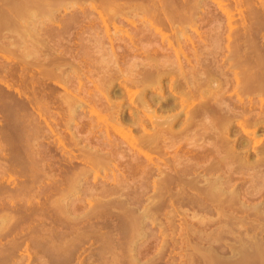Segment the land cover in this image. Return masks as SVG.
I'll list each match as a JSON object with an SVG mask.
<instances>
[{
    "label": "rangeland",
    "instance_id": "374dc122",
    "mask_svg": "<svg viewBox=\"0 0 264 264\" xmlns=\"http://www.w3.org/2000/svg\"><path fill=\"white\" fill-rule=\"evenodd\" d=\"M21 1L0 0V264H264V90L241 79L264 74V0ZM241 105L246 167L212 137Z\"/></svg>",
    "mask_w": 264,
    "mask_h": 264
},
{
    "label": "bare ground",
    "instance_id": "6f19581e",
    "mask_svg": "<svg viewBox=\"0 0 264 264\" xmlns=\"http://www.w3.org/2000/svg\"><path fill=\"white\" fill-rule=\"evenodd\" d=\"M48 2H51V1H50V0H49V1H48V0H22L19 6H16V7H15V6L13 5V6H14V8H13V9H14V14H16V16L19 17V18H24L25 20H26V19L32 20V19L35 18L36 16L39 17V16H41V14H43V15L45 14V13H43V11L46 10V9H45V5L47 6V4H49ZM43 6H44V7H43ZM42 8H43L44 10H42ZM9 11H10V10H9ZM6 14H7V13H6ZM2 15H3V14H2ZM0 16H1V15H0ZM5 17H6V16H5ZM24 19H23V20H24ZM20 20H21V19H20ZM5 21H6V20H5ZM42 44H43V43H42ZM154 58H155V57H154ZM156 58H157V57H156ZM160 58H161V57H160ZM163 58H164V57H163ZM165 58H166V60H167V59L170 58V57H168V58L165 57ZM165 58H164V60H165ZM173 58H174V57H173ZM149 59H150V58H149ZM170 59H172V58H170ZM234 59H235V57H234ZM240 59H241V58H240ZM178 60H179V58H178ZM185 60H186V59H185ZM117 61H118V60H117ZM156 61H157V60H156ZM158 61H159V59H158ZM171 61H172V60H171ZM171 61H170V62H171ZM154 62H155V60H154ZM160 62H161V61H160ZM235 62H236V61H235ZM242 62H243V61H242ZM261 62H262V61H261ZM147 63H148V61H147ZM155 63H156V62H155ZM233 63H234V61H233ZM250 63H251V62H250ZM136 64H137V63H136ZM151 64H152V63H151ZM151 64H150V65H151ZM158 64H159V62H158ZM158 64H156L158 67L155 65L157 68L154 67V69L156 68V70H155L156 72L153 73L154 70H152V72H151L152 74H150L149 72H147V73H148V77H149V76L151 77V75H152L153 77H155V81H156V78L161 77L162 73L164 72L163 70H164V68H165L164 65H161V66H163V67H161V66L158 65ZM242 64H243V63H242ZM244 64H245V63H244ZM235 65H236V64H235ZM136 66H137V65H136ZM151 66H152V65H151ZM153 66H154V65H153ZM255 66H256V65H255ZM133 67H134V66H133ZM148 67H150V66H148ZM235 67H236V66H235ZM134 68H135V67H134ZM159 68H160V69H159ZM245 68H246V66H245ZM157 69H158V70H157ZM162 69H163V70H162ZM134 70H135V69H134ZM148 70H149V69H148ZM150 70H151V69H150ZM247 70H248V69H246V71H247ZM249 70H250V69H249ZM244 71H245V69H244ZM257 71H258V70H257ZM165 72H168V71L166 70ZM165 72H164V73H165ZM248 72H249V71H248ZM248 72H244V73L241 72V73H242V75H241L242 78H241V76H240V78L242 79V81H243V78H244V79H247V80H250V79H251V80L253 81V84L255 85V87H254V85H252V84L250 83V84L254 87L253 89H256V86H257V91L261 92L262 90H264V78L262 77L264 74H262L261 78H259L258 76H259L261 73H260V74H257V75H258L257 77H254V74H253V77H252V75H250V72H249V73H248ZM164 73H163V75H164ZM239 73H240V72H239ZM251 73H252V72H251ZM254 73H255V72H254ZM149 74H150V75H149ZM142 75H143V74H142ZM236 75H238V74H236ZM255 75H256V74H255ZM140 76H141V75H140ZM238 76H239V75H238ZM145 77H146V76H145ZM164 77H165V76H164ZM226 77H227V76H226ZM151 78H152V77H151ZM208 78H209V77H208ZM210 78H211V77H210ZM210 78H209L208 80H206V81H208V82H207V86H208L209 80H212L213 82H215V80H213L212 78L210 79ZM142 79H143V78H142ZM161 79H162V78H161ZM206 79H207V78H206ZM227 79H228V80H226V81H229V78H227ZM231 79H232V78H230V80H231ZM233 79H234V78H233ZM233 79H232V80H233ZM241 79H240V81H239V80L236 78L237 83H236V80L234 81V82L236 83L237 86L239 85L238 83L241 82ZM147 80H148V78H146V81H147ZM187 80H188V79H187ZM146 81L144 80V82H143V83H145V85H146ZM149 81H151V80H148V82H149ZM152 81H154V78L152 79ZM155 81H154V82H155ZM238 81H239V82H238ZM148 82H147V83H148ZM156 82H158V81H156ZM213 82H212V83H209V84H212L213 86L210 85L211 87H210V86L207 87V88H208V89H206L207 91L204 90V91H205V92H204L205 95L208 94V92L210 91L209 93H210V94L212 93V95L214 96V94H215L216 92H217V93L219 92V90H218L219 87H220V86H223V85H219V87L216 86V88H215V85H216V84L214 85ZM229 82H230V81H229ZM245 82H246V80H245ZM247 82L249 83L250 81H247ZM184 83H185V82H184ZM202 83H203V82H202ZM225 83L228 84V82H225ZM231 83H232V81H231ZM255 83H256V84H255ZM135 84H137V83L135 82ZM135 84H134V85H135ZM232 84H233V83H232ZM240 84H241V83H240ZM243 84H244V82H243ZM131 85H132V84H131ZM139 85H140V84H139ZM203 85H206V84L204 83ZM241 85H242V84H241ZM245 85L248 87L249 84H245ZM140 86H141V85H140ZM200 86H201V85H200ZM239 86H240V85H239ZM239 86H238V87H239ZM142 87H143V86H142ZM148 87H149V86H148ZM148 87H147V88H148ZM213 87H214V88H213ZM227 87L229 88V86H227ZM232 87H233V86H232ZM238 87H237V88H238ZM242 87H243V89H242V88H241V89H242L243 91L246 92V90H244V87H245V86L243 85ZM125 88H126V87H125ZM130 88H131V87H130ZM179 88H180V87H179ZM196 88H197V86H196ZM200 88H202V87H200ZM203 88L205 89L206 87H203ZM217 88H218V89H217ZM220 88H221V87H220ZM249 88H250V87H249ZM131 89H132V88H131ZM142 89H143V88H142ZM192 89H193V88H192ZM241 89H240V90H241ZM245 89H246V88H245ZM250 89H252V87H251ZM250 89H249V90H250ZM190 90H191V89H190ZM195 90H196V89H195ZM195 90H194V91H195ZM229 90H230V89H229ZM198 91H199V90H198ZM201 91L203 92V90L200 89L199 94L201 93ZM211 91H212V92H211ZM227 91H228V90H227ZM231 91H232V90H231ZM243 91H242V92H243ZM145 92H146V91H145ZM220 92H221V91H220ZM220 92H219V93H220ZM228 92H229V91H228ZM245 92H244V93H245ZM247 92H248V91H247ZM183 93H184V92H183ZM195 93H196V91H195ZM195 93H194V94H195ZM197 93H198V92H197ZM217 93H216V94H217ZM221 93H222V92H221ZM221 93H220V94H221ZM226 93H227V92H226ZM253 93H254V92H253ZM146 94H147V93H146ZM170 94H171V93H170ZM184 94H186V93H184ZM187 94H188V93H187ZM199 94H197V95H199ZM201 94H202V93H201ZM247 94H248V93H247ZM250 94H251V93H250ZM140 95H141V94H140ZM190 95H191V94H190ZM195 95H196V94H195ZM221 95H222V94H221ZM224 95H225V94H224ZM224 95H223V96H224ZM248 95H249V94H248ZM259 95H260V94H259ZM263 95H264V93H263ZM188 96H189V95H188ZM193 96H194V95H193ZM193 96L191 95V97H193ZM217 96H218V95H217ZM217 96L215 95L214 97L216 98ZM219 96H220V95H219ZM223 96H222V97H223ZM235 96H236V94H235ZM245 96H246V95H245ZM261 96H262V95H261ZM182 97H183V96H182ZM191 97H190V98H191ZM197 97H198V96H197ZM200 97H201V96H200ZM222 97L220 96V99H218L219 97L216 98V99H218V100H217V103L222 99ZM224 97H225V96H224ZM224 97H223V98H224ZM141 98H142V97H141ZM225 98H226V97H225ZM110 99H111V98H110ZM154 99H155V97H154ZM191 99H192V98H191ZM191 99H190V101H191ZM200 99H201V98H200ZM213 99H214V98H213ZM240 99H241V97H240ZM242 99H243V98H242ZM112 100H113V99H112ZM142 100H143V99H142ZM160 100H161V99H160ZM185 101H186V100H185ZM192 101H193V100H192ZM250 101H251V100H250ZM106 102H108V101H106ZM111 102H112V101H111ZM143 102H144V100H143ZM162 102H163V101H162ZM187 102H189V100H187ZM194 102H195V101H194ZM200 102H201V101H200ZM200 102H199V103H200ZM144 103L147 104V101L144 102ZM175 103H176V102H175ZM185 103H186V102H184V104H185ZM191 103H192V102H191ZM191 103H190V104H191ZM201 103H203V101H202ZM201 103H200V104H201ZM220 103H222V102H220ZM241 103H244V102L241 101ZM245 103H247V102H245ZM245 103H244V104H245ZM109 104H111V103H109ZM113 104H114V101H113ZM113 104H112V105H113ZM130 104H131V103H130ZM141 104H142V103H141ZM163 104H164V103H163ZM182 104H183V102H182ZM186 104H187V103H186ZM200 104H199V105H200ZM207 104H209V103H203L200 107H199V105H197V106L199 107V108H197V109H199V110L195 109V107H194V109H192L191 111L188 110V111H190V112H188V111H187V112L190 113L191 118H192V117H195V116L197 117V114H198L199 112L201 113V110L203 111V109H201V108H205V107L207 106ZM223 104H224V103H223ZM226 104H227V103H226ZM238 104H239V103H238ZM105 105H106V104H105ZM116 105H117V104H116ZM142 105H143V104H142ZM148 105H149V104H148ZM177 105H180V103H179V104L176 103V106H177ZM218 105H220V104H218ZM228 105H229V104H228ZM228 105H227V106H228ZM230 105H231V104H230ZM234 105H235V104H234ZM236 105H237V104H236ZM236 105L234 106V108H235V107L237 108L240 104H239L238 106H236ZM75 106H76V105H75ZM107 106H108V105H107ZM146 106H147V105H146ZM174 106H175V105H174ZM182 106H183V105H182ZM197 106H196V107H197ZM212 106H213V105H212ZM241 106H242V105H241ZM246 106H247V105H246ZM246 106L243 105L241 109H240V107H239L241 113H240L239 110H238L239 112H237L236 109H235L236 111H235L234 109H231L232 106L229 107V109L231 110V111H230V110L228 111L229 115H227V114L225 113L226 116H228V117H225V118H223V119H220V121H219V120L217 121V122L220 123V124H219V126H216V127H217V129H218V127H221V131L217 132L218 130H220V128H219L217 131L214 130V129L212 128V129H213V132L216 131V133H217V134L214 133L215 135H213L212 137H213V138H214L215 136H218V137L220 136V137H221V138H220V137H219V138L216 137V141H217V142L215 141L216 143H219V144H220L221 141L223 142V140H225V141H224V143H226L225 146H224V143H221V144H223L222 147H223V146H224V147H227L226 149L223 147V153H224V149H225V150H226L225 152H227V153H226L227 155H228L229 153L233 152V149H234V147L236 146V142H235V144H234V147L231 146V145H233V144H232V143H233L232 140H231V143L229 142V141H230L229 138L231 137V136H229V135H230L231 133H233V131H232V127H231L232 124H233L232 122L236 121V118H237V117L242 118L243 116H246V112H247V111H250V109H248V110L246 111V109H245ZM72 107H73V106H72ZM109 107H110V105H109ZM143 107H144V105H143ZM172 107H173V106H172ZM177 107H178V106H177ZM210 107H211V106H210ZM215 107H216V106H215ZM222 107H223V106H222ZM243 107H245V108H243ZM75 108H76V107H75ZM97 108H98V107H97ZM111 108H112V107H111ZM185 108H187V105H186ZM248 108H249V105H248ZM117 109H118V108H117ZM205 109H206V108H205ZM207 109H209V108H207ZM242 109H244V110L242 111ZM252 109H253V108H252ZM112 110H113V109H112ZM118 110H119V109H118ZM182 110H183V109H182ZM212 110H213V109H212ZM225 110L227 111V109H225ZM96 111H97V110H96ZM110 111H111V110H110ZM110 111H108V112H110ZM205 111H206V110H205ZM209 111H210V109H209ZM209 111L207 110L206 112H209ZM99 112H100V111H99ZM250 112H251V111H250ZM111 113H112V112H111ZM123 113H124V112H123ZM177 113H178V112H177ZM202 113H203V115H204V111H203ZM214 113H215V110L213 111V114H214ZM247 113H248V112H247ZM186 114H187V113H186ZM207 114H208V113H206V115H207ZM216 114H217V113H215V115H216ZM222 114H223V113H222ZM222 114H220V115H222ZM225 114H224V116H225ZM249 114H250V113H249ZM109 115H110V114H109ZM117 115H118V114H117ZM135 115H136V114H135ZM148 115H149V114H148ZM110 116H111V115H110ZM114 116H115V112H114L113 117H114ZM133 116H134V114H133ZM171 116H172V115H171ZM171 116L169 117V119H172L173 116H172V117H171ZM207 116H208V115H207ZM211 116H212V115H211ZM211 116L209 115L208 118L210 117L209 119H211ZM257 116H258V115H257ZM104 117H105V116H104ZM134 117L136 118V116H134ZM177 117H178V116H177V114H176V118H177ZM218 117H219V116H218ZM218 117H214V118L217 119ZM254 117H255V116H254ZM114 118H115V121H117L116 117H114ZM120 118H122V116H120ZM123 118H124V117H123ZM137 118H138V117H137ZM139 118H141V117H139ZM139 118L136 119V120H139ZM153 118H154V117H153ZM173 118H174V117H173ZM214 118H213V119H214ZM219 118H220V117H219ZM250 118H251V117H250ZM260 118H261V117H260ZM132 119H133V118H132ZM156 119H157V117H156ZM156 119H155V120H156ZM205 119H206V117H205ZM213 119H212L211 121H213ZM216 119H214V120L216 121ZM111 120H112V119H111ZM136 120H133V121L135 122ZM143 120H144V118H143ZM166 120H168V119H166ZM173 120H175V119H173ZM173 120H172V121H173ZM193 120H194V118H193ZM193 120H192V121H193ZM195 120H196V119H195ZM249 120H250V119H249ZM129 121H130V120H129ZM133 121H131V122H133ZM139 121H141V120H139ZM172 121H171V122L169 121L170 124H169L168 121H167L166 124L168 123L167 125L169 126V125H171ZM189 121H191V119L187 120V122L185 123V124H186V128H187V126H189V125H191V124H192V126H193V125H194L193 123H195V122H192V121H191V123H190ZM201 121H202V120H201ZM215 121H213V122L215 123ZM243 121H244V120H243ZM118 122H119V120H118ZM188 122H189V123H188ZM198 122H199V121H198ZM202 122H203V121H202ZM239 122H240V121H239ZM113 123H114V122H113ZM115 123H117V122H115ZM115 123H114L115 128H114V126H113V124H112L113 128L116 129V130H117V129H118V130H122V126H120V127H121V128H120V127H118L119 125L117 126ZM122 123H124V122H122ZM129 123H130V122H129ZM135 123H137V121H136ZM138 123H139V122H138ZM138 123H137V124H138ZM153 123H154V122H153ZM187 123H188V125H187ZM205 123H206V122H205ZM205 123H204V124H205ZM214 123H213V124H214ZM218 123H215V124L217 125ZM117 124H118V123H117ZM126 124H128V123H126ZM131 124H132V123H131ZM195 124H197V123H195ZM199 124H200V123H199ZM215 124H214V125H215ZM240 124H241V122H240ZM244 124H246V123H244ZM124 125H125V124H124ZM214 125H212V126H214ZM220 125H221V126H220ZM250 125H251V124H250ZM131 126H132V125H131ZM137 126H138V125H137ZM156 126H157V125H156ZM161 126H162V125H161ZM192 126H189V127L191 128ZM205 126H206V125H205ZM241 126H243V123L241 124ZM132 127H133V126H132ZM140 127H141V125H140ZM216 127H215V129H216ZM126 128H127V127H126ZM162 128H163V127H162ZM169 128L171 129V126H169ZM186 128H185V130H186ZM190 128H189V129H190ZM198 128H199V127H198ZM239 128H240V125H239ZM242 128H245V127H242ZM148 129H149V128H148ZM201 129H203V128H201ZM245 129H246V128H245ZM251 129H252V128H251ZM118 130H117V131H118ZM161 130H162V129H161ZM207 130H208V129H207ZM187 131H188V129H187ZM189 131H190V130H189ZM235 131H236V130H235ZM235 131H234V132H235ZM169 132H170V131H169ZM182 132H183V131H182ZM213 132H212V133H213ZM133 133H134V132H133ZM135 133H136V132H135ZM184 133H185V132H184ZM208 133H210V132H208ZM212 133H211V134H212ZM173 134H174V133H173ZM241 134H242V133H241ZM157 135H158V134H157ZM208 135L211 137L210 134H208ZM149 136L151 137V134H150ZM149 136H146V137L149 138ZM155 136H156V135H155ZM205 136H206V135H205ZM227 136H229V138H227ZM241 136H242V135H241ZM244 136H245V135H244ZM176 137H177V136H176ZM232 137H233V136H232ZM238 137H239V136H238ZM142 138H143V136H142ZM144 138H145V137H144ZM144 138H143V139H144ZM154 138H155V137H154ZM213 138H210V139L213 140ZM217 138L220 139V140L222 139V140H221V141H220V140L218 141ZM143 139H142V140H143ZM158 139H160V137H159ZM167 139H168V138H167ZM230 139H231V138H230ZM232 139H233V138H232ZM240 139H241V138H240ZM240 139H239V140H240ZM246 139H247V138H246ZM246 139H244V140H246ZM147 140H148V139H146V142H148L150 139H149L148 141H147ZM156 140H157V137H156ZM235 140H236V139H235ZM133 141H134V140H133ZM150 141H152V138H151ZM150 141H149L148 143H153V145H154V142H153V141H155V139H153L152 142H150ZM157 141H158V140H157ZM157 141H156V142H157ZM204 141H206V140H204ZM240 141H243V139L240 140ZM240 141H239V142H240ZM246 141L248 142L249 140H246ZM144 142H145V141H144ZM156 142H155V143H156ZM213 142H214V140H213ZM213 142H212V144H214ZM239 142H238V143H239ZM247 142H246V143H247ZM178 143L180 144L179 141H178ZM190 143H191V142H190ZM208 143H210V142H208ZM216 143H215L214 145H218V144H216ZM251 143H252V142H251ZM135 144H136V143H135ZM135 144H134V142H133V145H135ZM139 144H140V143H139ZM139 144H137V145H139ZM144 144H147V143H144ZM221 144H220L219 146H221ZM230 144H231V145H230ZM239 144H242V142H240ZM243 144H244V143H243ZM147 145H148V144H147ZM151 145H152V144H151ZM153 145H152V146H153ZM168 145H169V144H168ZM168 145H167V146H168ZM214 145H213V146H214ZM140 146L143 147V146H145V145H142V143H141ZM140 146H139V148L136 147V146H135V147L132 146L131 148L134 147V149H135V148H136V149H140V151H138V150H136V149H135V150H136L137 152H139V153H143L144 150H143V148H141ZM157 146H158V145H157ZM167 146H166V147H167ZM170 146H171V145H170ZM247 146H248V145H247ZM259 146H260V145H259ZM262 146H263V145H262ZM146 147H147V146H145V148H146ZM148 147H149V145H148ZM159 147H160V146H159ZM215 147H216V146H214V150H215L218 146H217L216 148H215ZM222 147H220V149H221ZM237 147H239V146H237ZM237 147H236V148H237ZM263 147H264V146H263ZM152 148H153V147H152ZM236 148H235V149H236ZM155 149H156V146H155ZM157 149H158V147H157ZM159 149H160V148H159ZM220 149H219V150H220ZM141 150H142V152H141ZM214 150L212 149L211 151H214ZM219 150H216V151H219ZM220 151H222V149H221ZM214 152H215V151H214ZM235 152H238V151H235ZM235 152L231 153V156L229 155V157L231 158L232 155H233ZM239 152H240V151H239ZM144 153H145V152H144ZM215 153H216V152H215ZM215 153H214V154H215ZM218 153H219V152H218ZM218 153H216V154L219 155ZM221 153H222V152H221ZM221 153H220V154H221ZM260 153H261V152H260ZM148 154H149V153H148ZM168 154H169V153H168ZM216 154H215V156H216ZM238 154H240V153H236V154H234L235 156L233 155L232 160H234V158H235V160H236V158L239 156ZM244 154L246 155L245 152H244ZM139 155H140V154H139ZM145 155H146V154H145ZM236 155H237V156H236ZM241 155H243V154H241ZM223 156H224V158H223ZM223 156H222V157L220 156V158H219V156H218V157H214V156H213L214 159H215V158H216V159H215L214 161H211V163L207 164L205 169H204V167H202V168L206 171L205 173H206V174H207V173H212V174H214V172H216L217 170L220 169V168H219V165L222 164V162H223L224 160H225V161H226L227 159H229V161L231 160L229 157L225 158V154H224ZM246 156H247V155H246ZM207 157H208V156H207ZM211 157H212V156H211ZM239 157H240V156H239ZM147 158H149V157H147ZM193 159H194V158H193ZM237 159H238V158H237ZM242 159H243V160H242ZM263 159H264V158H263ZM150 160H151V159H150ZM212 160H213V159H212ZM232 160H231V163H232V162H235V161H232ZM236 161H238V162H240V163H241V161H242V162L245 161V163H244L245 165H242V164H241V165H242V166H245V167L247 166V164H246V161H247V160H244V156H243V158H242V156H241V158H240L239 160H236ZM240 163H237V164L240 166ZM247 163H248V162H247ZM257 163H259V162H257ZM225 164H226V163H225ZM225 164H224V165H225ZM249 164H250V163H249ZM228 165H229V164H228ZM234 165H235V164H234ZM257 165H258V164H257ZM249 166H250V168H251L253 165L251 166V164H250ZM254 166H255V164H254ZM229 167H231V166H229ZM196 168H197V167H196ZM237 168H238V167H237ZM243 168H244V167H243ZM248 168H249V167H248ZM203 169H202V170H203ZM225 169H226V168H225ZM232 169H233V168H232ZM235 169H236V168H235ZM196 170H197V169H196ZM222 170H223V169H222ZM236 170H237V169H236ZM220 171H221V170H220ZM226 171H228V170H226ZM230 171H231V170H230ZM228 172H229V171H228ZM233 172H235V171H233ZM233 172H232V173H233ZM236 172H237V171H236ZM220 173H221V172H220ZM222 173H223V172H222ZM203 174H204V173H203ZM215 174H216V173H215ZM226 174H227V173H226ZM231 175H233V174H231ZM203 176L205 177L206 175H203ZM226 176H227V175H226ZM198 177H199V176H198ZM200 177H201V176H200ZM200 177H199V178H200ZM207 177H208V176H207ZM214 177H216V176H214ZM199 178H195L196 180H195V179H192V180H194L195 182L190 180V182H193V186H194V187H196V183H197V184L199 183V182H198V181H199V180H198ZM201 178H203V177H201ZM216 178H217V179H216L217 181H215V182L213 181V178H212L211 180L209 179L210 181H208V178H205V180L207 179V180H206L205 187H206V185L208 184V185H212V186H215L216 188H219V189H220V190H218V189L214 188V190H213V189H212L213 187H210V188L212 189V192H210L211 190L209 191V189H207V188H209V187H208V186L206 187V191L208 190L211 194L213 193V191H214V192H217V193H213V197H216V196H214L215 194H216V195L218 194L219 196H222V195L219 194L220 192L222 193V191H221L222 189H221V186H220V185H221V184H220L221 181L219 180L220 177L218 176V177H216ZM218 178H219V179H218ZM214 180H215V178H214ZM218 180H219V181H218ZM227 180H228V179H227ZM230 180H231V179H229L228 181H230ZM186 181H187V180H186ZM196 181H197V182H196ZM203 181H204V179H203ZM211 181H212L213 183H216V184H217V182H219L220 185L218 186V184H217V186H216V184H211V183H212ZM228 181H227V182H228ZM161 182H162V181H161ZM161 182H160V183H161ZM190 182H189V183H190ZM200 182H201V181H200ZM230 182H231V181H230ZM187 183H188V182H187ZM194 183H195V184H194ZM190 184H191V183H190ZM236 184H237V183H236ZM185 185H186V184H185ZM186 186H187V185H186ZM202 186H203V185H202ZM226 186H227V185H226ZM190 187H191V185H190ZM200 187H201V186H200ZM181 188H182V187H181ZM191 188H193V187H191ZM197 188L199 189V184L197 185ZM200 189L202 190V187H201ZM200 189H199V190H200ZM225 189H226V188H225ZM203 190H204V189H203ZM217 190H218V191H217ZM236 190H237V188H236ZM239 190H240V189H239ZM239 190H238V191H239ZM241 190H242V189H241ZM181 191H182V190H181ZM223 191H224V190H223ZM225 192H227V191H225ZM239 192H240V191H239ZM204 193H205V192H204ZM210 193L207 192V194H210ZM235 193H236V192H234V193H232V194H235ZM211 194H210V196H211ZM158 195H159V194H158ZM205 195H206V194H205ZM218 195H217V196H218ZM227 195H228V194H227ZM227 195H226V196H227ZM156 196H157V195H156ZM208 196H209V195H208ZM208 196H207V197H208ZM193 197H194V196H193ZM196 197H197V196H196ZM231 197H233V196H231ZM198 198H199V196H198ZM223 199H224V198H223ZM225 199H226V198H225ZM216 200H217V199H216ZM228 200H230V199H228ZM231 200H232V199H231ZM236 200H237V199H236ZM233 201H234V200H233ZM222 202H224V201H222ZM220 203H221V202H220ZM217 204H219V203H217ZM217 209H218V208H217ZM220 209H221V208H220ZM215 210H216V209H215ZM243 212H244V211H243ZM253 212H254V211H253ZM224 213H225V212H224ZM232 213H233V212H232ZM253 214H254V213H253ZM250 215H251V214H250ZM222 216H223V215H222Z\"/></svg>",
    "mask_w": 264,
    "mask_h": 264
}]
</instances>
